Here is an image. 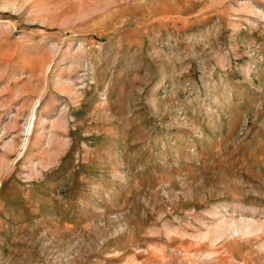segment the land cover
I'll return each mask as SVG.
<instances>
[{
	"label": "rangeland",
	"instance_id": "1",
	"mask_svg": "<svg viewBox=\"0 0 264 264\" xmlns=\"http://www.w3.org/2000/svg\"><path fill=\"white\" fill-rule=\"evenodd\" d=\"M0 264H264V0H0Z\"/></svg>",
	"mask_w": 264,
	"mask_h": 264
}]
</instances>
